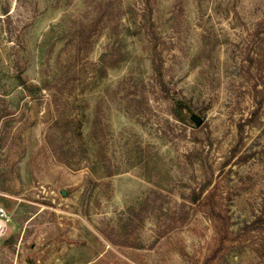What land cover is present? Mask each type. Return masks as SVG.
Returning <instances> with one entry per match:
<instances>
[{
  "label": "rangeland",
  "instance_id": "1",
  "mask_svg": "<svg viewBox=\"0 0 264 264\" xmlns=\"http://www.w3.org/2000/svg\"><path fill=\"white\" fill-rule=\"evenodd\" d=\"M0 208V264H264V0H0Z\"/></svg>",
  "mask_w": 264,
  "mask_h": 264
},
{
  "label": "built area",
  "instance_id": "2",
  "mask_svg": "<svg viewBox=\"0 0 264 264\" xmlns=\"http://www.w3.org/2000/svg\"><path fill=\"white\" fill-rule=\"evenodd\" d=\"M0 220H2V222H4V227H3L2 231H0V233H3L6 229V223L8 222V218L6 216V212L2 208H0Z\"/></svg>",
  "mask_w": 264,
  "mask_h": 264
},
{
  "label": "water",
  "instance_id": "3",
  "mask_svg": "<svg viewBox=\"0 0 264 264\" xmlns=\"http://www.w3.org/2000/svg\"><path fill=\"white\" fill-rule=\"evenodd\" d=\"M199 120H200V119H199L198 117H196V116H193V117H192V121L195 122V123H198ZM0 234H1V233H0ZM28 264H32V263L28 262Z\"/></svg>",
  "mask_w": 264,
  "mask_h": 264
},
{
  "label": "bare ground",
  "instance_id": "4",
  "mask_svg": "<svg viewBox=\"0 0 264 264\" xmlns=\"http://www.w3.org/2000/svg\"><path fill=\"white\" fill-rule=\"evenodd\" d=\"M3 227H4V222H2V220H0V231H2Z\"/></svg>",
  "mask_w": 264,
  "mask_h": 264
}]
</instances>
